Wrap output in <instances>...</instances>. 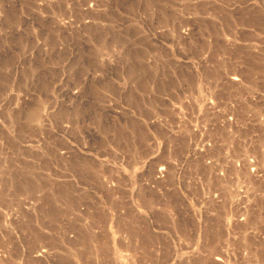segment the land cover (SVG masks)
<instances>
[{"label":"rangeland","instance_id":"rangeland-1","mask_svg":"<svg viewBox=\"0 0 264 264\" xmlns=\"http://www.w3.org/2000/svg\"><path fill=\"white\" fill-rule=\"evenodd\" d=\"M0 264H264V0H0Z\"/></svg>","mask_w":264,"mask_h":264}]
</instances>
